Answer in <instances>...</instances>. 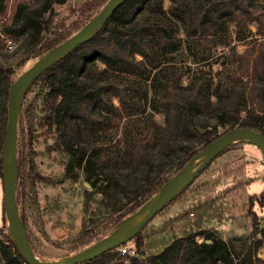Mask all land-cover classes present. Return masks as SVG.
<instances>
[{
    "label": "trees",
    "instance_id": "16d2710c",
    "mask_svg": "<svg viewBox=\"0 0 264 264\" xmlns=\"http://www.w3.org/2000/svg\"><path fill=\"white\" fill-rule=\"evenodd\" d=\"M108 1L87 2L85 7L97 14ZM64 2L27 0L10 7L9 0H0V17L11 10L0 31V37H5L0 39V178L9 88L15 77V69L5 65V41L14 39L26 58H39L59 47L70 33L58 31L52 18L54 7ZM260 3L123 0L89 39L51 63L24 89L19 132L31 129L40 100L45 123L55 135L53 147L74 162L69 160L65 178L76 182L79 174L72 168L76 167L101 195L100 213L91 215V194L84 189L75 250L107 237L155 196L194 153L223 134L250 129L264 135V34L257 46L238 49L231 42L233 34L238 41L251 37L250 26L262 23ZM158 114L163 124L156 120ZM15 165L18 208L22 196L33 197V176L44 178L25 173L20 152ZM249 202L264 207V193L251 195ZM205 205L199 203L185 212V217L195 216L194 229L157 254L144 256L140 230L126 240L135 241L137 255L121 254L125 241L82 264H264V258L258 257L264 233L255 211H248L253 230L242 239L235 256L238 239L226 241L202 226L198 213ZM27 237L35 254L28 233ZM0 264H28L6 222L0 226Z\"/></svg>",
    "mask_w": 264,
    "mask_h": 264
},
{
    "label": "rangeland",
    "instance_id": "374dc122",
    "mask_svg": "<svg viewBox=\"0 0 264 264\" xmlns=\"http://www.w3.org/2000/svg\"><path fill=\"white\" fill-rule=\"evenodd\" d=\"M17 1L27 0H9L10 7ZM91 1L95 0H65L63 4L54 7L52 24L54 27L58 25V31L62 34L70 33L71 37L95 15V11L85 7V3ZM260 4L264 7V0H261ZM10 7L6 14L0 17V31L3 22L10 16ZM257 27L250 26L252 34L248 35L252 36L241 41H238L233 34L232 45L236 44L238 49L257 46L262 38L261 34H264V20ZM3 37L1 36L0 39ZM13 41L15 47L12 51H6L5 65L15 69V80L32 69L38 57H23L17 47L18 43L14 39ZM39 89L36 88L29 95V102ZM155 118L163 124L162 115L158 114ZM220 130L219 128L218 131ZM54 141L55 135L45 123L43 107L38 100L32 115L31 129L27 130L25 127L21 133L18 127L15 155L20 152L24 156L26 174L31 173L33 176L35 173L48 180L33 176V197L25 194L18 203L21 220L26 223L27 233L34 245L35 257L41 262L62 260L82 250H75V240L83 218L84 189L91 194L90 214L100 213L101 207V195L97 193L96 188L85 186L86 182L76 167L72 168L79 174L78 180L72 182L65 178L64 174L71 158L62 151L55 150ZM15 174L16 192V168ZM263 193L264 153L255 143L247 139L238 140L228 151L211 161L184 194L165 203L141 229L144 256L159 253L174 239L194 229L192 224L195 216L190 214L185 217V212L202 202L206 205L200 209L198 215L202 216L204 229L214 231L216 236L226 241L238 239L234 242L235 256L238 255L242 239L249 236L253 230L248 212L250 209L257 214L258 228L264 233V207L257 205L252 207L249 202L251 195L259 196ZM3 222L7 223L11 237L17 242L14 226L5 215L2 178H0V226ZM15 227L21 233L19 227ZM113 231L107 237H112ZM120 248L135 249V241L128 240ZM258 257L264 258V245L258 251Z\"/></svg>",
    "mask_w": 264,
    "mask_h": 264
},
{
    "label": "water",
    "instance_id": "95a60500",
    "mask_svg": "<svg viewBox=\"0 0 264 264\" xmlns=\"http://www.w3.org/2000/svg\"><path fill=\"white\" fill-rule=\"evenodd\" d=\"M123 0H109L105 6L95 14L90 20H88L74 35H72L66 42L59 47L45 52L38 58L37 63L27 73L16 78L10 88L7 102V121L5 127V139L2 149V187L3 197L5 202V215L7 220L15 227H19L22 234V246L17 242L24 259L28 264H45L38 261L35 254L32 251L29 239L27 237L26 228L21 220L17 204L15 201V185L12 187V170L9 162L13 165L14 171L15 165V148L17 142V134L19 127V108L21 96L24 89L29 85L36 77H38L51 63L66 56L82 42L86 41L97 31L111 16L115 7ZM21 92L19 101L17 102V94ZM200 134H204L205 130H199ZM241 139H247L253 143L260 144L264 153V135L250 129H234L223 134L208 146L198 150L194 153L183 168L170 177L157 192V198L152 209L131 229L119 235L117 237H105L93 244L83 248L75 254L62 259L60 264H82L95 256H98L104 252L114 249L117 245L125 242L132 235L140 231L160 210V208L172 198L180 194L198 174L211 162V160L220 152H222L231 143H234ZM212 156L209 161L201 165L190 180V182L179 192H176L177 185L183 181L189 172L191 166L206 156ZM73 161V159H71ZM14 182L16 183V174L14 175ZM86 187H89L88 183H85Z\"/></svg>",
    "mask_w": 264,
    "mask_h": 264
},
{
    "label": "bare ground",
    "instance_id": "6f19581e",
    "mask_svg": "<svg viewBox=\"0 0 264 264\" xmlns=\"http://www.w3.org/2000/svg\"><path fill=\"white\" fill-rule=\"evenodd\" d=\"M112 1V0H111ZM21 92H19L17 94V102L19 101ZM256 145L262 150V146L260 144ZM263 151V150H262ZM212 156H206L204 158H202L201 160L195 162L189 172L187 173L186 177L183 179V181L181 183H179L177 185V190L175 192V194L177 192H179L180 190H182L189 182L190 180L194 177V175L197 173L199 167L201 165H203L204 163H206L207 161H209V159ZM11 170H12V181H11V185L12 187H14L15 182H14V175H15V171H14V167L13 165L9 162ZM157 198V195L153 196L149 201H147L143 206H141L133 215L127 217L123 222H121V224L113 231L112 233V237H117L119 235H122L123 233H125L126 231H128L129 229H131L132 227H134L153 207L155 200ZM13 231H14V236L15 239L17 241V243L22 246V234L18 231V229L16 227H13ZM62 262V260H58V261H48V262H44L45 264H60Z\"/></svg>",
    "mask_w": 264,
    "mask_h": 264
},
{
    "label": "built area",
    "instance_id": "2783aa9c",
    "mask_svg": "<svg viewBox=\"0 0 264 264\" xmlns=\"http://www.w3.org/2000/svg\"><path fill=\"white\" fill-rule=\"evenodd\" d=\"M5 44H6V49L8 51H12L14 49V47H15V43H14V41L12 39H7L5 41ZM126 253H129L132 256L136 255V251H135L134 248L133 249L132 248L131 249L130 248H122L121 249V254H126Z\"/></svg>",
    "mask_w": 264,
    "mask_h": 264
}]
</instances>
